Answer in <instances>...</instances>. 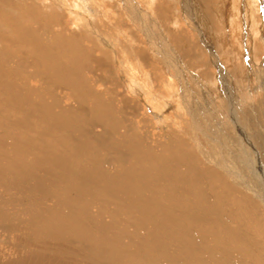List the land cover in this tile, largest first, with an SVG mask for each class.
Masks as SVG:
<instances>
[{"label":"bare ground","instance_id":"obj_1","mask_svg":"<svg viewBox=\"0 0 264 264\" xmlns=\"http://www.w3.org/2000/svg\"><path fill=\"white\" fill-rule=\"evenodd\" d=\"M85 2L0 0V264H264V0Z\"/></svg>","mask_w":264,"mask_h":264},{"label":"rangeland","instance_id":"obj_2","mask_svg":"<svg viewBox=\"0 0 264 264\" xmlns=\"http://www.w3.org/2000/svg\"><path fill=\"white\" fill-rule=\"evenodd\" d=\"M70 1V3H71V5L69 6L70 7V12H71V9L72 10H74L75 9V11L77 10L78 12H80V13H82V7H80V5H81V3L83 4L84 2H82V1H80V0H77V1H75V0H69ZM74 1V2H73ZM96 1V2H95ZM144 1V2H143ZM145 1H147V0H138V4L141 6V5H144V4H146V2ZM149 1H151V0H149ZM80 3L79 5L78 4H76V3ZM101 2H102V0H93V2H91V0H86V2H85V4H91L92 5V7H97V6H95V4H97V3H99V5H103V3L104 2H102V4H101ZM75 5V6H74ZM147 5V4H146ZM74 6V7H73ZM79 6V7H78ZM82 6V5H81ZM72 7V8H71ZM91 7V6H90ZM105 8H102V12L100 13V11L101 10H99V11H96L94 14H97V18L98 19H100V17H101V14H102V16L104 15V12H105V14L106 15H108L109 16V11H106V9L108 10V8L106 7V9L104 10ZM69 12V13H70ZM74 13V12H73ZM94 14H91V15H93L94 16ZM71 15H72V13H71ZM71 15H68V16H71ZM100 15V16H99ZM122 15V14H121ZM120 15V16H121ZM118 17V15L115 13V15H114V18H112V17H109L110 18V21L111 22H115L114 24L117 26V28H116V26H115V32L117 33L118 32V30L117 29H119L121 26V24L119 23V19L121 18V17ZM70 22V21H69ZM70 25V24H69ZM71 26V25H70ZM221 31H223L224 32V28H221ZM192 32V31H191ZM122 34V35H121ZM117 35H118V39L119 40H121V41H119V42H125L127 39H129L128 38V33L127 34H125L124 32H118L117 33ZM125 35H126V37H125ZM143 35L141 34V37H142ZM121 38V39H120ZM123 39V40H122ZM142 39H143V37H142ZM125 40V41H124ZM211 41H212V39H211ZM212 42H214V41H212ZM212 44V43H211ZM245 55H246V52H245ZM245 58H243L242 60H244ZM244 62V64H246L247 62H248V54H247V56H246V59L243 61ZM135 69V68H134ZM136 71L138 70L137 68L135 69ZM240 70V69H239ZM140 72H136V73H134L133 75H135L134 77H136V78H138V81L142 84V86H143V88L144 89H146V91L147 90H149L148 89V87L150 88V86L152 85L151 84V82H150V80H147L146 79V76H145V74H143V76L142 75H140L139 74ZM140 75V76H139ZM126 82H129L128 80H126ZM125 82V84H126V87H128L129 86V84L128 83H126ZM33 84H35L34 82H33ZM151 84V85H150ZM128 85V86H127ZM218 86H220V84H218ZM241 86H242V84H240V89H241V91H242V88H241ZM129 88V87H128ZM134 87H131L130 88V90L132 91L131 93H133V94H135L136 93V87L133 89ZM239 89V88H238ZM143 91V90H142ZM240 91V92H241ZM144 92V91H143ZM141 92V94L143 95V96H140V95H138L139 97H141L147 104H148V100H145V98H146V93L144 92ZM242 95H244V94H240V96H242ZM153 98H154V96H153ZM69 101V100H68ZM67 100L66 101H64V103L66 104H70L69 102H68ZM153 104V103H152ZM149 107H150V110L152 111V112H154L155 114L157 113V110L154 108L155 106L154 105H148ZM175 106H177V105H175ZM174 106V109L173 108H170V109H167V112H166V114H167V116H172L173 115V112L175 111V110H177V108ZM158 114V113H157ZM151 117H157L158 119H160V115L159 116H155V115H150ZM164 116V115H163ZM156 119V118H155ZM95 208H92V210L93 211H95L94 210ZM106 215V214H105ZM105 218H106V216H105ZM6 241V240H5ZM5 241L4 242H2V243H0L1 245L4 243V245L3 246H1L0 245V247L1 248H3V249H5V248H8V246H9V244H6L5 245ZM10 254V255H9ZM12 254V255H11ZM25 257L26 256V252L25 251H23V250H19V251H17V254H14V253H12L10 250H8L7 251V249L5 250V252H2V254H0V260H8V259H13V258H18V257Z\"/></svg>","mask_w":264,"mask_h":264}]
</instances>
